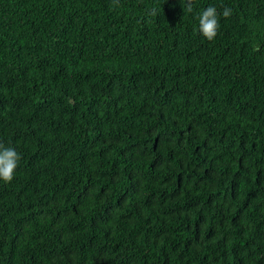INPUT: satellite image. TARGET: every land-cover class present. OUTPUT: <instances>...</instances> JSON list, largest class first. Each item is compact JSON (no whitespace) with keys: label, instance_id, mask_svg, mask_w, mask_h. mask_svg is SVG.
Wrapping results in <instances>:
<instances>
[{"label":"trees","instance_id":"obj_1","mask_svg":"<svg viewBox=\"0 0 264 264\" xmlns=\"http://www.w3.org/2000/svg\"><path fill=\"white\" fill-rule=\"evenodd\" d=\"M186 3L0 0V264H264V0Z\"/></svg>","mask_w":264,"mask_h":264},{"label":"clouds","instance_id":"obj_2","mask_svg":"<svg viewBox=\"0 0 264 264\" xmlns=\"http://www.w3.org/2000/svg\"><path fill=\"white\" fill-rule=\"evenodd\" d=\"M186 10L193 12L192 0H187ZM156 9H152V15L156 14ZM231 15V9L224 7L222 12L218 13L214 5L204 8L198 15V32L206 40L212 41L220 27L219 18H228ZM21 157L12 147L0 146V181L9 182L13 179L14 171L18 167Z\"/></svg>","mask_w":264,"mask_h":264}]
</instances>
